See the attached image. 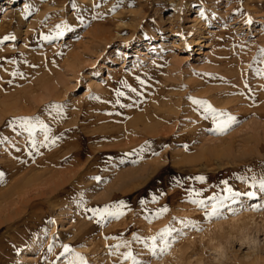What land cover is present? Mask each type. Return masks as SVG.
<instances>
[{
    "label": "rangeland",
    "instance_id": "374dc122",
    "mask_svg": "<svg viewBox=\"0 0 264 264\" xmlns=\"http://www.w3.org/2000/svg\"><path fill=\"white\" fill-rule=\"evenodd\" d=\"M262 49L264 0H0V264H67L64 245L87 264H264ZM190 97L239 123L218 133ZM37 117L47 147L18 123ZM226 187L257 197L211 219L192 203ZM105 206L121 215L85 210ZM180 221L197 227L153 255Z\"/></svg>",
    "mask_w": 264,
    "mask_h": 264
},
{
    "label": "snow or ice",
    "instance_id": "6c2138e0",
    "mask_svg": "<svg viewBox=\"0 0 264 264\" xmlns=\"http://www.w3.org/2000/svg\"><path fill=\"white\" fill-rule=\"evenodd\" d=\"M252 21L249 20L248 23H251ZM66 27V26H64ZM59 34H63L62 32ZM8 39H15V37H8ZM44 39H49V37H44ZM261 55L264 56V49L261 50ZM258 74L264 75V72H259ZM143 83V82H142ZM132 91H136L135 89H132ZM118 95H123V93H118ZM192 103L194 105L199 106L203 109V114L205 119H211L215 123V131L218 133H226L230 128H232L234 125L238 124L239 121L237 118L224 111H219L215 109L209 102L198 100L194 97H190ZM52 110L56 112H61L63 109L62 105H52ZM20 127L28 133L31 139V144L33 148L38 147H47V144H45L43 141L38 142L35 139L36 130L39 128L40 131L44 134V140L49 141V134L51 133V128L45 124L42 120L39 119V117L35 119L31 118H23L19 122ZM53 142V141H49ZM99 179V178H97ZM197 179L201 182L205 180L204 177H197ZM251 181L250 187L257 188L259 192L264 193V175H262L259 179L255 175L248 178ZM4 182V174L0 172V183ZM224 184L227 185V181H224ZM225 191L227 192V196H218L214 195L210 197V201L208 202L203 199H193L192 203L197 204L201 209H203L206 213V217L208 219H211L213 217H220L222 212L221 210L224 207H230V202H235L236 199L240 196H246L250 199H254L257 197V191H248L246 193H241L238 191H234L231 187H226ZM195 195L198 197L200 196V193H195ZM120 205H113L112 208L118 209ZM261 207L260 205H257V208ZM88 212H91L93 216L98 217L101 221L105 220L106 217H118L121 215L119 211H111L108 206H105L104 208H90L85 209ZM168 209L164 208L161 211L156 213V216H160L163 212H167ZM54 223V221H53ZM181 228H176L174 226L167 227L163 229L160 233H158L156 236H152L150 238V244H146L147 247L150 248L153 255L164 254L166 253L169 248L171 247V244L178 239L180 236L183 235V227H197L196 223L193 221H180ZM134 239L139 240L140 238L134 237ZM123 246L130 247L129 242L125 241L123 243ZM64 253L65 254H71V258L67 259V264H87V260L80 255L79 253H76L73 248L69 247L68 245L63 246ZM51 246L49 247V251H51ZM125 259H131L135 262V264H138V262L135 261V257L133 256L131 251H128L125 254Z\"/></svg>",
    "mask_w": 264,
    "mask_h": 264
},
{
    "label": "bare ground",
    "instance_id": "6f19581e",
    "mask_svg": "<svg viewBox=\"0 0 264 264\" xmlns=\"http://www.w3.org/2000/svg\"><path fill=\"white\" fill-rule=\"evenodd\" d=\"M13 2V1H12ZM140 53V52H139ZM156 117V116H155ZM163 121V120H162ZM177 124V123H176ZM170 137V136H169ZM139 139V138H138ZM167 140V139H166ZM139 141V140H138ZM142 141V140H141ZM140 143V141L137 143V144H139ZM134 144V143H133ZM136 144V145H137ZM139 146H140V144H139ZM119 150V149H118ZM79 154V153H78Z\"/></svg>",
    "mask_w": 264,
    "mask_h": 264
}]
</instances>
